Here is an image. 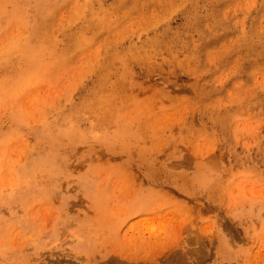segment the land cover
<instances>
[{"label": "rangeland", "instance_id": "1", "mask_svg": "<svg viewBox=\"0 0 264 264\" xmlns=\"http://www.w3.org/2000/svg\"><path fill=\"white\" fill-rule=\"evenodd\" d=\"M0 264H264V0H0Z\"/></svg>", "mask_w": 264, "mask_h": 264}]
</instances>
